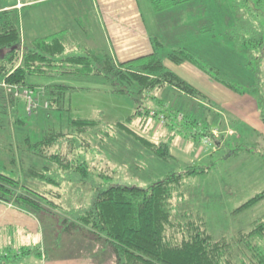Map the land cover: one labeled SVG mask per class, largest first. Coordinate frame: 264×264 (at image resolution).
Here are the masks:
<instances>
[{"label": "rangeland", "instance_id": "obj_1", "mask_svg": "<svg viewBox=\"0 0 264 264\" xmlns=\"http://www.w3.org/2000/svg\"><path fill=\"white\" fill-rule=\"evenodd\" d=\"M81 1L85 4L91 2ZM161 6L166 14L161 18L160 15L156 16L162 19L160 27L165 31L172 30L168 34L158 33L156 36L159 37L158 41L164 42V52H169L174 46L186 48L204 63L217 68L231 86L214 80L187 62L178 64L180 68L176 75L193 85L202 100L209 104H198V99L191 96L186 97L172 90L164 93L162 89L150 91V97L141 103V106L151 110L153 106L158 108L157 99L164 97L166 108L163 106L160 110H171V106L176 111L180 110L177 113L179 115L174 117V124L164 113L152 114L149 111L146 114L144 109L136 108L137 103L129 99V95L116 94L102 77L28 78L30 82L51 83L56 80L72 86V109L67 112L50 108L42 86L29 88L20 85L15 95V92L8 91L0 84V115L5 114L9 118H5V126L0 125V165H4L0 170L16 176L21 185L42 193L57 205L63 207L72 203L77 207L79 193L75 191L73 182L66 179L65 172L59 174L60 186L57 187L39 181L26 171L28 164L39 166L44 161L28 155L23 150L21 140L26 135L36 140L51 129L69 131L68 115L71 118L82 116L100 119L99 126L89 131L91 137L83 140V145L89 142L96 153L92 164L96 167V174L105 173L107 177L113 178L110 180L113 184L146 186L163 178L168 172H181L190 164L201 166L205 173L187 177L181 185L180 194L174 195L172 199V205L177 210L176 217L182 222L189 220L196 225H199L198 219H202L207 230L215 237L248 231L253 220L264 216V201L246 210L236 211L245 200L264 189V159L258 154L264 153V59L259 62L258 59L250 58L247 48L233 40L234 34L229 33L235 24L232 0H189L180 3V8L173 15L170 13L174 10L168 9L170 5ZM143 12L149 28L156 29L158 19L148 10ZM241 34L235 33L238 41L242 40L238 37ZM3 52L4 49L0 48V55ZM256 54L252 53L253 56ZM164 64L172 67L173 63L165 58ZM189 69L193 74L186 73ZM24 89H30L31 105L22 94ZM28 107H31L30 110ZM134 110L136 113L130 122L125 121L131 133L115 126L117 120L126 119ZM251 111L259 115L257 117L261 122H256L250 116ZM16 115L31 119L22 126L13 121ZM252 128L261 132L260 135L253 134ZM100 131L106 133L100 135ZM136 136L155 144L168 141L170 156L167 159L156 157L148 145L142 144ZM215 142L220 147H215ZM236 145L255 152H243L231 157L230 152ZM68 148L64 146L61 151H68ZM70 151L73 152V149ZM68 156H71L69 152ZM43 226L46 224L43 223ZM39 230L38 237L42 239L41 227ZM43 236L44 242L50 245V236ZM37 245H40L39 240ZM16 255H20V252ZM22 259L15 264H21ZM3 264L10 262L7 260Z\"/></svg>", "mask_w": 264, "mask_h": 264}, {"label": "trees", "instance_id": "obj_2", "mask_svg": "<svg viewBox=\"0 0 264 264\" xmlns=\"http://www.w3.org/2000/svg\"><path fill=\"white\" fill-rule=\"evenodd\" d=\"M187 1L153 0V6L155 12H160L164 9L161 4L175 6ZM232 6L235 24L229 33L234 34L233 40L247 48L250 58L262 62L264 0H232ZM237 32L242 33L238 36L241 41L236 39ZM153 45L154 50L149 55L121 62L102 51L70 49L59 34L21 41L17 16L12 11H3L0 12V48L4 49L0 55V79L29 88L42 86L50 108L67 112L72 109V86L56 80L41 82V85L28 81V78L102 77L116 94L129 95V99L137 103L136 108L144 109L146 114L149 111L152 114L164 113L170 120L178 116L179 111L157 112L155 106L151 110L141 106L150 97V91L164 88L165 93L174 89L198 100H202V96L194 86L164 64L165 58L174 64L187 62L214 80L231 86L217 68L204 63L186 48L171 47L164 57L158 49L163 43L154 39ZM253 52L257 54L253 56ZM161 103V99L156 101L157 105ZM135 113L134 110L126 119L117 120L115 126L131 133L125 121L129 123ZM23 117L16 115L15 122L26 125V120L31 118ZM68 119L69 131L47 130L36 140L26 135L22 137L21 144L28 155L44 161L39 166L28 164L26 171L32 177L59 187V174L65 172L66 179L73 182L75 191L79 193L77 207L72 203L63 207L57 205L42 193L21 185L16 176L0 170V202L33 215L41 227L43 243V234L52 240L49 248L59 246L61 237L68 235L98 242L103 250L114 254V264H264V216L253 220L248 231L219 237L207 230L202 219H198L199 225H196L176 217L177 210L172 205V199L180 194L181 185L187 177L205 173L201 166L190 164L183 171L168 172L146 186L113 184L110 182L113 178L105 173H95L96 167L92 164L96 153L89 142L83 145V140L91 137L89 131L99 126L100 119L71 118L70 115ZM138 138L156 157L167 159L170 156L168 141L155 144L143 137ZM64 146L69 147L68 151H61ZM68 152L71 156L67 157ZM243 152L252 154L255 150L236 145L230 156ZM258 154L264 159V153ZM0 168H4L2 163ZM262 201L264 189L245 200L236 211L246 210ZM39 247L21 246L16 250L20 252L18 256L10 247L4 248L1 251L7 254L0 256V264L7 260L15 264L30 253L40 255Z\"/></svg>", "mask_w": 264, "mask_h": 264}, {"label": "crops", "instance_id": "obj_3", "mask_svg": "<svg viewBox=\"0 0 264 264\" xmlns=\"http://www.w3.org/2000/svg\"><path fill=\"white\" fill-rule=\"evenodd\" d=\"M62 1L33 0L18 6L16 0H12L11 3L0 0V12L12 11L17 16L21 41L59 34L70 49L96 53L102 51L108 53L115 61L121 62L149 55L154 50L153 40L159 38L156 36L172 31L161 29L159 22L162 19L159 20L156 16L160 15L161 18L166 13H163L164 9L155 12L153 0H91L88 4L81 0ZM169 8L174 10L170 13L173 15L180 8V4ZM145 10L158 19L155 24L156 29L151 30L147 25L143 12ZM178 27L179 25L174 28L173 34ZM162 47L163 45L158 48L159 52L166 57L168 52L165 53ZM166 66L175 74L180 68L174 63L172 67ZM190 72L192 73L190 69L186 71L191 75ZM179 99L182 100L181 97ZM161 100L162 103L158 104V108L156 107L157 112H163L160 107L166 108L164 97ZM197 101L198 104L208 103L203 100ZM171 107L175 110L173 106ZM168 111L170 110L164 112L168 113ZM254 111H251L250 116L256 119V122H261L259 115ZM5 118L9 119L5 114L0 115L1 126H5ZM14 118L16 119V116ZM171 120L176 124L174 118ZM262 123L264 124V121ZM251 132L259 135L261 133L255 128H252ZM214 146L220 147L216 142ZM39 229L38 221L31 214L11 204L0 202V249L10 247L16 251L21 246L37 245V241H40L41 254L30 253L22 259L21 264H114V254L103 250V246L98 242L65 235L61 237L59 246L49 248L41 238L39 239Z\"/></svg>", "mask_w": 264, "mask_h": 264}, {"label": "built area", "instance_id": "obj_4", "mask_svg": "<svg viewBox=\"0 0 264 264\" xmlns=\"http://www.w3.org/2000/svg\"><path fill=\"white\" fill-rule=\"evenodd\" d=\"M17 1V5L18 6H22L26 3H30L33 0H16ZM2 86L6 87L8 91L10 92H15V95H17L18 93V89L20 88V85H14V84H7L6 82H2L0 83ZM30 89H24L22 91V94H24L25 97H27L28 99V104L31 105L32 101H31V93L29 92ZM31 107H28L27 109L30 110ZM6 252L0 251V256H6ZM16 254H19V251H16Z\"/></svg>", "mask_w": 264, "mask_h": 264}]
</instances>
